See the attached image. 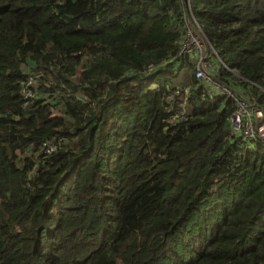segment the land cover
Masks as SVG:
<instances>
[{
    "label": "trees",
    "instance_id": "obj_1",
    "mask_svg": "<svg viewBox=\"0 0 264 264\" xmlns=\"http://www.w3.org/2000/svg\"><path fill=\"white\" fill-rule=\"evenodd\" d=\"M221 87L264 112V0H0V264H264V138Z\"/></svg>",
    "mask_w": 264,
    "mask_h": 264
},
{
    "label": "built area",
    "instance_id": "obj_2",
    "mask_svg": "<svg viewBox=\"0 0 264 264\" xmlns=\"http://www.w3.org/2000/svg\"><path fill=\"white\" fill-rule=\"evenodd\" d=\"M206 38H204L202 32L192 24H189L186 40L179 49V54H188L195 52L197 56V62L195 65V75L197 78H201L205 81H211V75L209 70H215V66L207 59V52L203 50L204 46L207 47ZM35 85V78L28 76L25 84L22 87V94L24 98H30L34 96V93L30 90V86ZM224 93L228 94L235 100V108L233 109L230 117L229 124L232 133L235 136H240L246 140H253L257 138H264V112L261 107L255 103L249 101L243 96H239L231 92L228 88H223ZM181 91V90H180ZM187 93V88L182 90ZM173 96H182L179 91L176 90ZM184 115V109H182L177 117L181 118ZM43 151L46 153L55 149L53 142L47 141L42 145Z\"/></svg>",
    "mask_w": 264,
    "mask_h": 264
},
{
    "label": "rangeland",
    "instance_id": "obj_3",
    "mask_svg": "<svg viewBox=\"0 0 264 264\" xmlns=\"http://www.w3.org/2000/svg\"><path fill=\"white\" fill-rule=\"evenodd\" d=\"M205 42H203L202 46H203V50H206V52H208V48L206 46H204ZM187 76H188V73H187V70H180V72L178 73V75L176 77L173 78V84H183L185 83V81L187 80ZM220 91H224V89H220ZM186 109L187 110H190V107L189 105H186ZM56 112V110H54Z\"/></svg>",
    "mask_w": 264,
    "mask_h": 264
},
{
    "label": "clouds",
    "instance_id": "obj_4",
    "mask_svg": "<svg viewBox=\"0 0 264 264\" xmlns=\"http://www.w3.org/2000/svg\"><path fill=\"white\" fill-rule=\"evenodd\" d=\"M211 51H213V49L211 48ZM221 89H222V87H221ZM224 93V92H223Z\"/></svg>",
    "mask_w": 264,
    "mask_h": 264
},
{
    "label": "crops",
    "instance_id": "obj_5",
    "mask_svg": "<svg viewBox=\"0 0 264 264\" xmlns=\"http://www.w3.org/2000/svg\"><path fill=\"white\" fill-rule=\"evenodd\" d=\"M217 92H221L220 89Z\"/></svg>",
    "mask_w": 264,
    "mask_h": 264
}]
</instances>
